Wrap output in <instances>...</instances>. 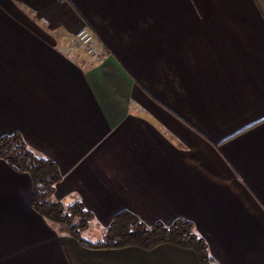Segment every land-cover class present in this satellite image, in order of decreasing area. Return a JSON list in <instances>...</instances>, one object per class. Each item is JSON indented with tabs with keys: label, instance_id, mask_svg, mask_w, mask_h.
Here are the masks:
<instances>
[{
	"label": "crops",
	"instance_id": "crops-1",
	"mask_svg": "<svg viewBox=\"0 0 264 264\" xmlns=\"http://www.w3.org/2000/svg\"><path fill=\"white\" fill-rule=\"evenodd\" d=\"M14 132L57 163L54 197L94 213L85 237L121 210L184 218L219 264H264V0H0ZM30 197L0 159V264H199L168 243L84 246Z\"/></svg>",
	"mask_w": 264,
	"mask_h": 264
},
{
	"label": "trees",
	"instance_id": "trees-1",
	"mask_svg": "<svg viewBox=\"0 0 264 264\" xmlns=\"http://www.w3.org/2000/svg\"><path fill=\"white\" fill-rule=\"evenodd\" d=\"M0 159L16 171L28 174L31 184V207L58 232L73 237L84 246H136L150 249L168 243L191 249L199 264H219L210 255L205 239L197 234L193 223L184 218H176L170 224L161 221L146 224L134 213L121 210L115 213L110 223L102 229L101 236L95 240L87 238L84 232L93 224L94 213L77 198L64 203L54 197L55 185L62 178L55 161L39 155L19 132L0 136Z\"/></svg>",
	"mask_w": 264,
	"mask_h": 264
},
{
	"label": "built area",
	"instance_id": "built-area-1",
	"mask_svg": "<svg viewBox=\"0 0 264 264\" xmlns=\"http://www.w3.org/2000/svg\"><path fill=\"white\" fill-rule=\"evenodd\" d=\"M77 35L80 42L84 45L85 48H87V51L92 52L93 40H94L93 34L90 31L83 29L79 31Z\"/></svg>",
	"mask_w": 264,
	"mask_h": 264
},
{
	"label": "rangeland",
	"instance_id": "rangeland-1",
	"mask_svg": "<svg viewBox=\"0 0 264 264\" xmlns=\"http://www.w3.org/2000/svg\"><path fill=\"white\" fill-rule=\"evenodd\" d=\"M75 40H76V42L78 43V45L81 47L82 50H84L85 52H88V51H87V48H85L84 45L80 42L77 33L75 34ZM88 53H90V52H88ZM94 218H95V216H94ZM110 221H111V220H110ZM109 223H110V222H109ZM109 223H108V224H109ZM91 225H92V224H91ZM91 230H93V231H91V232H97L93 227L91 228ZM89 231H90V230H89ZM89 231H87V232H89ZM87 232H84V234L87 233ZM84 236H85V235H84ZM91 237H96V236H91ZM205 241H206V240H205Z\"/></svg>",
	"mask_w": 264,
	"mask_h": 264
}]
</instances>
